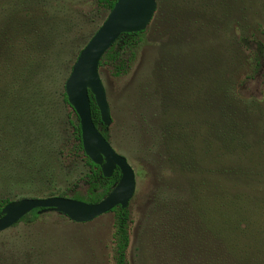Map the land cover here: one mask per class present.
<instances>
[{
	"label": "trees",
	"instance_id": "trees-1",
	"mask_svg": "<svg viewBox=\"0 0 264 264\" xmlns=\"http://www.w3.org/2000/svg\"><path fill=\"white\" fill-rule=\"evenodd\" d=\"M79 2L0 0V157L6 161L3 164L15 165L8 163V158L22 155V151L32 145L29 150L32 166L40 169L37 158H33V149L43 131L50 133L49 126L56 141L61 142L55 125L60 126L63 119H50L47 106L53 99L49 100L43 94L52 83L44 81L41 76L45 68L48 70L57 57L62 56V50L67 51L74 34L80 32L83 24L73 16L74 6ZM117 2L93 0L92 3L97 14L107 15ZM246 12L247 6L242 0H157L152 22H156L158 36L167 43L162 49L164 58L156 66V74L150 78L151 84L156 85L155 94L150 97L157 96L163 115L171 108L169 101L175 98V104L183 109L188 107L193 118L185 124L164 121L157 132L158 145L161 147L162 140L167 157L175 152L173 159L185 173L199 176V180L192 177L183 191L164 199L156 208L159 215L155 225L162 232L168 227L169 232L162 233L157 240L161 264H264V192L254 189L232 193L231 189L225 188L216 196L210 192L214 189V169L202 172L200 166L202 155L212 152L214 138L225 156L249 152L252 144L264 145V93L259 99L245 97L241 92L244 81L256 80L257 76H261L264 88V38L251 33L253 26ZM145 32L123 34L102 58L99 69L111 66L118 77L128 75ZM93 35L79 44L77 57ZM80 37L76 35L74 40L77 42ZM177 50L190 51L194 58L186 72L174 63ZM182 77L185 80L178 84ZM46 78H49L48 74ZM199 83L205 85L204 92L199 89ZM185 84L190 103L186 100V106H182L178 101L181 102L179 98L183 96H178L176 89ZM56 86L51 89L56 90ZM42 97H45V108L39 112L35 107ZM90 98L93 122L110 143L108 129L101 120L94 97L90 95ZM61 99L76 121H68L72 133L66 144L57 147L52 156L53 165L61 166L65 171L62 155L68 145L71 153L65 160L88 171L71 183L63 180V186H54V190H48V193L43 189L34 193L44 194L42 198L63 197L89 204L100 203L117 186L121 173L117 169L112 178H105L101 168L86 156L80 120L68 103L65 87ZM63 130L61 127V133ZM200 138L206 145L203 154L197 149ZM231 168L219 173L224 181L227 180V185L233 176L246 177L248 181L264 179V165L254 170ZM1 172L0 179H3L6 175L0 169ZM3 183L9 185L15 191V197L20 199L28 191L25 187L39 188L36 181L25 180L19 174L17 179H7ZM210 199H220V203H212ZM11 201L10 198H0V218ZM205 207L207 215L203 219ZM112 213H115L114 264H129L130 212L118 207ZM43 215L65 217L58 213ZM41 217L39 210H35L14 228L22 223L31 228ZM184 226L189 229V243L188 237L184 239L181 233ZM32 238L29 230L27 236L24 234L23 240L18 241L25 244L24 248L15 247L13 241L0 244V264H46V253L40 245L38 249L39 242Z\"/></svg>",
	"mask_w": 264,
	"mask_h": 264
},
{
	"label": "rangeland",
	"instance_id": "rangeland-1",
	"mask_svg": "<svg viewBox=\"0 0 264 264\" xmlns=\"http://www.w3.org/2000/svg\"><path fill=\"white\" fill-rule=\"evenodd\" d=\"M92 2L93 0H80L74 6L73 16L78 17L83 24L79 28L80 32L74 34V36L81 37L76 42L72 35V44L66 47L68 48L67 51L62 50V56L57 57L58 60L54 65L51 64L52 66H49L48 70L45 68L41 76L44 81L52 83L49 90L46 88L45 94H43L45 97L48 96L49 100L53 99L52 103L47 106L50 119L53 118V120L56 119L58 121L61 118L63 119L60 126L55 125V130L57 127L59 136H61V142L56 141L53 129L51 130L50 126L48 127V132L51 134L45 131L40 134L38 142L33 149V158H37L36 164H39L40 169H35L32 166L34 163H32L33 160L31 161L32 157L29 153L32 145L29 149H24L22 155L15 154L13 158H8V163L15 165L3 164L6 161L1 160L0 157V169L6 175L5 178L0 179V198H10L12 201L21 200L15 197L16 193L9 185L3 183L7 179H17L18 174L25 180L36 181V186L39 187H25V190L28 191L26 195L22 196V199H26L42 198L45 196L44 194H36L34 192L43 189L48 193V190H54L52 188L54 186H63V180H68L71 183L88 171L87 168L74 166L71 162L65 160L71 153L68 145H66L67 148L63 147L65 151L62 155V161H65L63 165H65L67 170L63 171L60 168L61 166L54 167L53 162L55 160H53L52 156L57 152V147L61 143L66 144L69 140L72 129L68 121H76L70 108L63 104L62 99L60 100V95L64 92L66 81L78 58L79 44H82L89 35L96 33L103 24L102 19L105 21L108 16V14H97L96 7ZM242 3L247 6V17L253 26L251 33L255 32L260 38H264V0H242ZM155 26H157L156 22H151L148 26L128 75L118 77L115 74V69L111 66L100 69V76L106 89L111 109L112 124L107 128L110 144L117 153L127 158L136 174V193L127 208L131 218L130 245L127 253L129 264L162 263V256L158 258L161 252H159V242L157 244V240H160L162 233L168 234L169 232L168 227L164 228L162 232V229L160 227L158 229L157 225H155V221L158 218L157 215H159V212H156V208L164 199H169L173 194L183 191V187L192 177L199 180L197 174L185 173V170L173 159L175 152L169 153V157L165 155L162 140H160L161 147L158 145L157 132L160 131L164 121L169 120L185 124L193 121V118H191L192 113L187 110L188 107L183 109L175 104V98L169 101L168 105H171V108L163 115L157 96L150 97L151 94H155L156 87V85L151 84L150 78L156 74V66L164 58L165 53L163 54L162 49L164 44L167 43L165 39L158 36L159 32L157 30L159 28H155ZM193 61L194 58L191 57L190 51L177 50V54L174 55V63L179 65L180 69L183 68L185 72L191 67ZM46 71H49V73ZM185 72L180 73L184 74ZM47 74L49 78H46ZM184 80L185 78L182 77L177 83L180 84ZM53 85H57L54 91L51 89ZM178 86L181 87L176 89L179 92L178 96H183L179 98L182 101H178V103L186 106V100H189L190 103V98L187 96L188 86L186 84ZM204 86L199 83V89H203V92ZM241 92L245 97L260 99L262 93H264L261 76H257L256 80H245L241 87ZM54 94L56 96L53 98ZM201 96L204 95L201 94ZM45 97L37 101L38 105L35 108L39 112L45 108V102L43 101ZM46 116L48 118L47 113ZM61 127L64 128L63 133L60 131ZM198 146L199 148L197 149L200 150V154H203V149L206 146L203 139L200 138L198 140ZM252 146L249 152L225 156L224 153H221L220 143L214 138L212 152L203 154L200 161L202 172L205 169H214L216 173L213 182L214 189L212 188L213 191L210 192H214L216 196L220 190L225 191V188H228L229 191L231 189L232 193L240 191L246 193L247 190L254 189L264 192V179L261 181L258 178H254L256 181H248L246 177L233 176L227 185V180L224 181L219 174L223 170L232 169L231 167L235 170L238 168L254 170L255 167L263 166L264 145L255 146V144H252ZM170 156L172 157L171 159H169ZM57 164L58 162L56 161L55 165ZM2 174L1 172L0 175ZM59 181L62 183H59ZM85 193L84 195H86ZM215 199L210 200L212 203H220V199ZM211 206L213 205L211 204ZM206 215L207 208L203 213V219ZM183 228L184 230L181 233L184 235V239L186 236L188 237L187 242L189 243V229L187 226ZM29 230L33 241L39 242L38 249L40 245L42 251L46 253V264H114L115 213L106 214L87 224H75L68 218L59 215L42 214L41 219L31 228L25 227L22 223L16 228L13 227L1 233L0 244L13 241L15 247L24 248L25 244L18 241H22L23 235L27 236ZM33 245L35 246L34 243ZM190 263L186 262L185 264Z\"/></svg>",
	"mask_w": 264,
	"mask_h": 264
},
{
	"label": "water",
	"instance_id": "water-1",
	"mask_svg": "<svg viewBox=\"0 0 264 264\" xmlns=\"http://www.w3.org/2000/svg\"><path fill=\"white\" fill-rule=\"evenodd\" d=\"M157 11V0H118L107 18L79 54L65 84L70 106L80 120L82 143L86 156L105 178H112L118 169L121 179L103 201L89 204L63 197L26 198L11 201L0 218V234L16 226L35 210L64 215L75 224H87L112 213L120 207L126 210L136 193V174L126 157L117 153L93 122L91 98L94 97L103 124H112L106 89L100 76V62L123 34L145 32Z\"/></svg>",
	"mask_w": 264,
	"mask_h": 264
}]
</instances>
